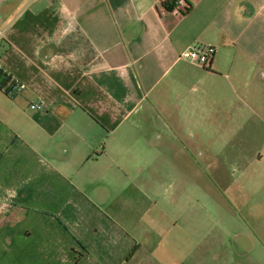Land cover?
Segmentation results:
<instances>
[{"label": "crops", "instance_id": "obj_1", "mask_svg": "<svg viewBox=\"0 0 264 264\" xmlns=\"http://www.w3.org/2000/svg\"><path fill=\"white\" fill-rule=\"evenodd\" d=\"M162 2L0 0V58L27 84L0 88V264H264L207 211L221 184L189 180L208 165L182 141L232 135L241 105L264 123V0ZM206 46L207 68L183 56Z\"/></svg>", "mask_w": 264, "mask_h": 264}, {"label": "rangeland", "instance_id": "obj_2", "mask_svg": "<svg viewBox=\"0 0 264 264\" xmlns=\"http://www.w3.org/2000/svg\"><path fill=\"white\" fill-rule=\"evenodd\" d=\"M259 92L257 93L260 94ZM257 96L255 95L256 98ZM258 110L262 111V107ZM239 111L242 114L231 124L232 135L220 136L215 128L220 124L207 121L200 124L198 137L188 136L182 139L192 150V167L197 166L194 163L196 160H202L208 165L205 170L194 167L189 171L185 170L184 174L192 182L203 178L218 181L221 187L217 186L216 190L220 197L205 195L207 211L219 213L223 217L224 227L250 232V244L257 247L258 243H264V123L257 115H250L249 107L241 105ZM177 152L178 154L170 156L174 162H179L182 158L179 150ZM201 152L205 153L203 157L200 156ZM209 163L213 165L210 167ZM177 173L175 170L173 176ZM243 182H250V186L233 187V184L241 185ZM200 197H203L202 193ZM199 209L198 205L194 207V210ZM238 214L244 218H235Z\"/></svg>", "mask_w": 264, "mask_h": 264}, {"label": "built area", "instance_id": "obj_3", "mask_svg": "<svg viewBox=\"0 0 264 264\" xmlns=\"http://www.w3.org/2000/svg\"><path fill=\"white\" fill-rule=\"evenodd\" d=\"M191 9V5L188 0H175L174 13H186ZM216 52L214 46H206L204 48L191 47L183 52L185 58L190 59L193 62L207 68L211 62L212 57ZM0 88L5 91L9 97H16L22 94L26 88L27 84L18 80L10 71H8L0 58ZM41 104L35 103L31 105L33 110H38L41 108Z\"/></svg>", "mask_w": 264, "mask_h": 264}, {"label": "trees", "instance_id": "obj_4", "mask_svg": "<svg viewBox=\"0 0 264 264\" xmlns=\"http://www.w3.org/2000/svg\"><path fill=\"white\" fill-rule=\"evenodd\" d=\"M162 4L165 8H167L170 11H173L175 8V0H163Z\"/></svg>", "mask_w": 264, "mask_h": 264}]
</instances>
